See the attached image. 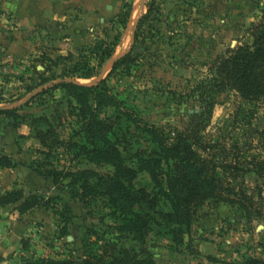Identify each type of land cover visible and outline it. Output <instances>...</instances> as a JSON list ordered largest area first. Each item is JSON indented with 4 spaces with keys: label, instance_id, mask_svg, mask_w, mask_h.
<instances>
[{
    "label": "rangeland",
    "instance_id": "obj_1",
    "mask_svg": "<svg viewBox=\"0 0 264 264\" xmlns=\"http://www.w3.org/2000/svg\"><path fill=\"white\" fill-rule=\"evenodd\" d=\"M1 2L0 106L11 112L0 113V154L10 156L15 166L0 169V194L20 190L23 194L30 192L39 201L24 213L18 208L19 202L0 208L18 226L25 227L13 249L6 252L9 264H20L26 257L71 259L85 258L89 253L98 256L105 241L144 249L143 255L148 254L155 264H237L251 257L264 260L262 206L243 207L235 200L224 203L210 199L196 210L180 242L153 225L141 245L129 235L116 232L118 221L104 196L73 197L67 178L58 176L55 182L54 176L46 175L52 170L84 168L104 174L111 168L90 163L65 148L63 142L70 139L77 125L68 112L62 90L49 88L50 83L60 80L50 79L62 73V66L54 63L59 55L56 44L37 31H15V21L1 8ZM122 2L121 17L111 19L96 38L93 30L72 44L77 53L71 60L76 62L78 54L98 39L110 45L118 37L110 57L100 64L97 56L91 59L95 75L88 79L77 76L75 81L104 82L126 110L167 132L185 129L193 114L204 111L206 99L200 98L195 87L208 78L209 66L217 56L252 41L249 29L264 15V0ZM124 3L127 7H123ZM255 5L258 11L251 15L248 9ZM15 32L23 37L31 35L32 47L29 45L18 54L7 52ZM123 55H129V60L117 63ZM106 112L113 113V108H106ZM39 117L58 127L61 144L51 143L50 139L46 145L41 143L37 131L46 126L35 121ZM263 123L264 101L245 102L234 92L226 91L216 96L203 139L224 143L227 148L234 144L240 148L239 154L249 160L264 159V137L259 134ZM146 144L145 139L138 142L140 146ZM243 178L249 191L255 183L264 181L253 172ZM139 185L152 187L144 171L134 180V186ZM262 191L264 194V187ZM67 207L71 214L69 220H64ZM23 239L29 244L27 250L21 246Z\"/></svg>",
    "mask_w": 264,
    "mask_h": 264
},
{
    "label": "trees",
    "instance_id": "obj_2",
    "mask_svg": "<svg viewBox=\"0 0 264 264\" xmlns=\"http://www.w3.org/2000/svg\"><path fill=\"white\" fill-rule=\"evenodd\" d=\"M249 34L250 43L231 47L211 62L208 78L200 81L194 90L199 92L201 99H206L204 111L193 114L185 129L173 132L149 124L126 110L104 82L75 81L77 76L88 79L95 75L91 59L97 56L100 64L110 57L118 37L108 42L110 45L98 39L84 53L78 54L76 62H72L71 53L57 56L54 63L62 66V73L50 79L60 78L50 83L49 88L62 90L77 128L70 139L63 142L58 127L51 120L39 117L35 121H41L46 127L38 130L37 136L43 145L49 139L54 144L63 142L66 149L74 150L90 163L107 165L111 171L102 174L84 168L65 172L52 170L46 175L54 176L55 182L58 176L67 178V187L73 197L104 196L112 216L118 221L116 232L129 235L141 245L153 225L180 242L196 210L210 199L224 203L235 200L243 207H264V181L255 183L250 191L243 183L248 172L264 180V159L249 160L239 154L240 148L234 144L227 148L224 143L203 139L217 95L232 91L245 102L264 101V15L251 26ZM127 56L123 55L117 63H126ZM109 107L113 108L111 114L106 112ZM10 112L8 108L0 109V113ZM259 134L264 137V123ZM141 139L147 144L138 145ZM14 166L10 156L0 154V169ZM143 171L152 182L150 189L134 186L138 173ZM17 202L21 213L39 203L30 192L23 194L20 190H11L0 194L1 209ZM65 214L64 220H69V207ZM21 246L27 250L29 244L23 239ZM144 253V249L137 250L134 245L125 247L105 241L98 256L89 253L85 258L71 259L26 257L20 264H155ZM237 264H264V260L251 257Z\"/></svg>",
    "mask_w": 264,
    "mask_h": 264
},
{
    "label": "crops",
    "instance_id": "obj_3",
    "mask_svg": "<svg viewBox=\"0 0 264 264\" xmlns=\"http://www.w3.org/2000/svg\"><path fill=\"white\" fill-rule=\"evenodd\" d=\"M122 1L2 0L1 8L15 21V31H37L41 35H48L55 42L59 55H74L77 49L72 44L83 40L85 35H91L93 30L96 38L97 32L120 13ZM248 10L253 15L258 7L255 5ZM16 33L18 32H15L14 40L9 42L7 52L10 54H18L32 44L31 35L29 39V36L23 37ZM6 214L0 209V264L10 263V259L5 257L6 252L13 249L17 236L25 230L24 226H18L17 221Z\"/></svg>",
    "mask_w": 264,
    "mask_h": 264
},
{
    "label": "water",
    "instance_id": "obj_4",
    "mask_svg": "<svg viewBox=\"0 0 264 264\" xmlns=\"http://www.w3.org/2000/svg\"><path fill=\"white\" fill-rule=\"evenodd\" d=\"M112 59H113V58H112ZM112 61H114V60H112ZM76 82H77V81H76ZM78 83H81V82H78ZM1 108H7V107H2V106H0V109H1Z\"/></svg>",
    "mask_w": 264,
    "mask_h": 264
}]
</instances>
